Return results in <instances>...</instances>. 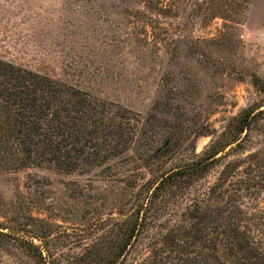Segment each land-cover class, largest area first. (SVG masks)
Returning a JSON list of instances; mask_svg holds the SVG:
<instances>
[{
    "label": "rangeland",
    "instance_id": "obj_1",
    "mask_svg": "<svg viewBox=\"0 0 264 264\" xmlns=\"http://www.w3.org/2000/svg\"><path fill=\"white\" fill-rule=\"evenodd\" d=\"M149 1L0 0V58L115 102L138 120L123 159L84 172L44 165L0 173V231L32 240L49 264H100V246L130 211L127 181L198 160L233 117L264 104L254 84H264V0ZM228 149L191 186L166 195L167 209L120 264H136L163 227L206 196L226 163L238 165L231 179L251 176L245 160L264 153V133L252 128L242 149ZM256 195L242 196L243 208L264 223V191ZM0 264L37 263L20 240L0 236Z\"/></svg>",
    "mask_w": 264,
    "mask_h": 264
},
{
    "label": "trees",
    "instance_id": "obj_2",
    "mask_svg": "<svg viewBox=\"0 0 264 264\" xmlns=\"http://www.w3.org/2000/svg\"><path fill=\"white\" fill-rule=\"evenodd\" d=\"M254 84L264 94V84L258 79ZM263 120L264 104L250 105L230 120L198 160L152 174L138 184L136 179L127 181L132 190L130 211L115 239L100 246V264L122 263L167 209L166 195L172 198L203 177L227 147L242 149L252 128L264 133ZM137 125L130 109L0 58V173L44 165L65 173L92 170L125 158ZM245 163L243 171L251 176L231 179L238 165L226 163L206 196L193 198L177 223L163 227L136 264H264L263 218L245 210L242 202L246 193L264 191V153H249ZM255 169L262 173L252 174ZM0 236L20 240L37 264H49L32 240L2 231Z\"/></svg>",
    "mask_w": 264,
    "mask_h": 264
}]
</instances>
